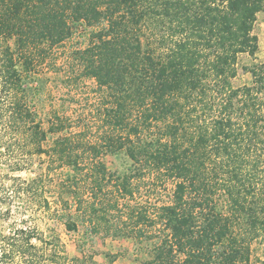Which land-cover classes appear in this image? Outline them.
I'll return each instance as SVG.
<instances>
[{
  "label": "trees",
  "instance_id": "obj_1",
  "mask_svg": "<svg viewBox=\"0 0 264 264\" xmlns=\"http://www.w3.org/2000/svg\"><path fill=\"white\" fill-rule=\"evenodd\" d=\"M261 11L264 0H0V215L22 223L0 234V264H65L54 228L30 221L75 232L78 222L111 223V213L120 235L159 236L141 264H254L250 241L264 235V62L242 66L249 85L231 81L238 56L258 50L252 31ZM148 24L166 32L154 37L162 49L142 41ZM76 26L93 30L74 58L105 100L110 131L102 144L74 132L46 147L64 124L58 118L43 129L29 76ZM152 127L158 132L147 139ZM116 151L134 174L107 170L101 156ZM34 155L45 157V173L22 178ZM143 173L174 183L171 202L154 214L131 203Z\"/></svg>",
  "mask_w": 264,
  "mask_h": 264
},
{
  "label": "rangeland",
  "instance_id": "obj_2",
  "mask_svg": "<svg viewBox=\"0 0 264 264\" xmlns=\"http://www.w3.org/2000/svg\"><path fill=\"white\" fill-rule=\"evenodd\" d=\"M100 28V26H98ZM91 32L84 26H76L73 34L61 46L56 47L48 53L45 60L35 65L34 73L31 74L30 83L34 91L33 105L37 111L38 117L42 122V127L47 131L52 122H57L58 118L63 121L64 129L61 133L48 134L44 146L51 145L52 141L62 134H73L81 132L87 142L102 144V137L109 133L110 129L103 122V109L105 108L104 99L101 92L98 91L92 80L82 78L80 67L74 58L77 50L85 48L91 40ZM252 33L258 38V50L253 58L246 54L238 56V76L231 81L234 88L243 85H249L251 76L242 71V66H250L253 63L264 62V11L257 14ZM166 35L164 29L160 26L145 25L140 33L142 41L148 43L156 50L162 49L160 43L155 38H161ZM24 75V74H23ZM28 77V76H27ZM0 101V107H4ZM207 118V116L205 117ZM157 127H152L145 136L147 139L157 133ZM103 163L110 173L134 174L136 165L129 159L124 151L115 153H103L101 156ZM33 167L30 171L20 173L22 178H33L36 174L45 173L46 160L44 156H31ZM140 177L133 180L134 198L131 203L138 204V208H144L150 214L157 212L159 206L171 202L174 183L172 181H163L143 173ZM50 178V177H49ZM57 178L46 180V190L50 194L49 198L54 196L57 187ZM4 186V149L0 150V186ZM108 195L115 191L114 186H109ZM2 197L4 191L0 190ZM106 192V193H107ZM47 193V194H48ZM216 204L218 209H225L224 197L217 196ZM2 211H4V201L2 202ZM2 213V212H1ZM113 216V217H112ZM119 215L111 213L108 217L111 223L99 222L96 225L77 223V231H66L62 224L58 222L46 223L45 219L30 221L46 232V227H53L58 234L65 248L68 261L65 264H141L151 256V250L160 238H143L136 240L132 237L120 235L119 229L112 226V220ZM19 219V217H17ZM17 218L4 221V214L0 215V234L6 231L12 225L17 227L21 221ZM96 222V221H95ZM97 223V222H96ZM143 230H151L147 225L141 227ZM97 231L94 232L93 230ZM163 236V233H160ZM250 257L254 264L264 260V235L253 238L250 241ZM78 259V262L70 261ZM56 264V263H52Z\"/></svg>",
  "mask_w": 264,
  "mask_h": 264
}]
</instances>
